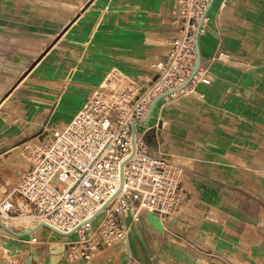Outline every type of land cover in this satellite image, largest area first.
<instances>
[{"label":"crops","instance_id":"1","mask_svg":"<svg viewBox=\"0 0 264 264\" xmlns=\"http://www.w3.org/2000/svg\"><path fill=\"white\" fill-rule=\"evenodd\" d=\"M179 10L175 0H0V200L18 206L9 228L35 224L15 192L30 150L67 126L109 73L151 76L178 36ZM199 50L211 84L162 99L136 125L139 135L159 131L151 149L181 168L179 213L160 230L148 215L128 217V241L89 264H264V0H214ZM99 222L70 236L0 226V264H44L50 244L68 247L58 264H87L74 247Z\"/></svg>","mask_w":264,"mask_h":264},{"label":"built area","instance_id":"2","mask_svg":"<svg viewBox=\"0 0 264 264\" xmlns=\"http://www.w3.org/2000/svg\"><path fill=\"white\" fill-rule=\"evenodd\" d=\"M175 1L180 6L179 33L167 58L152 65V75L139 78L119 71L109 73L67 126L52 128L49 140L28 153L30 166L17 194L31 209L30 221L70 232L107 205L96 218L104 216L92 239L83 237L78 248L74 247V256L87 264L100 251L128 241V217L138 222L152 214L163 225L182 207L181 168L155 154L145 135H137L132 156L131 128L132 122L146 118L154 99L183 87L193 70L196 31L212 0ZM198 83L211 84L202 67L178 93ZM17 208L12 197L0 200V222L14 219Z\"/></svg>","mask_w":264,"mask_h":264},{"label":"water","instance_id":"3","mask_svg":"<svg viewBox=\"0 0 264 264\" xmlns=\"http://www.w3.org/2000/svg\"><path fill=\"white\" fill-rule=\"evenodd\" d=\"M214 0H212L208 7L207 10L205 11L199 25H198V29L196 31V61L193 67V70L191 72V75L189 76V78L187 79L186 83L183 85V87H181L180 89H177L175 91L172 92H168L164 95H161L159 97H157L156 99H154V101L152 102L148 114L146 116V118L144 120L141 121H134L131 123V128H132V148H133V153L132 156L135 155L136 152V137L138 135L137 133V129H136V125L141 124V123H147L148 120L150 119V117L152 116L155 107L157 106V104L164 98L168 97V96H172L182 90H184L185 88H187V86H189V84L191 83V81L193 80V78L196 76L197 72L199 71V69L201 68V57H200V50H199V37H200V32H201V27H202V23L204 21V19L207 17L208 11L210 9V7L212 6ZM160 137V133L157 130H152L150 133L145 135V138L149 143L152 142L153 139L159 138ZM150 145V144H149ZM123 183H124V164L121 167V187H123ZM107 205H105L100 211H98L91 219L85 221L84 223L80 224L79 226H77L75 229H73L70 232H64L61 231L57 228H55L54 226L50 225L47 222H41V223H35L34 226L25 231V232H16L14 230H12L11 228H9L8 226L4 225L5 223L0 222V226H2L3 228H5L8 232H10L11 234H13L16 237H26V236H32L36 233V231L38 229H40L41 227H47L49 229H51L52 231L58 233L59 235H63V236H70L73 235L75 233H77L82 227L92 223L105 209ZM148 218L150 220V222L157 227L159 230L162 229V223L160 222L159 218L152 215V214H148ZM68 247L64 244H50L49 247V255L46 257L44 264H58L59 262H61L65 257H67L66 251H67ZM25 264H34L33 263V259L32 257H29L26 261Z\"/></svg>","mask_w":264,"mask_h":264},{"label":"rangeland","instance_id":"4","mask_svg":"<svg viewBox=\"0 0 264 264\" xmlns=\"http://www.w3.org/2000/svg\"><path fill=\"white\" fill-rule=\"evenodd\" d=\"M6 108V109H5ZM6 110V111H5ZM13 112L14 110L11 108V105L10 104H6V106L4 107V113H7V114H10V112ZM11 122V121H10ZM12 127H14V125L12 126ZM43 127H45V124H43ZM37 134V135H36ZM36 134L35 135H33V136H31V137H27L26 138V142H28V141H31L32 139H34V138H36L37 136H39L40 134H41V132H36ZM43 139H47V135L46 134H42L41 136H40V140H43ZM24 141V142H25ZM24 142H22V143H20V144H24ZM19 188V187H18ZM17 188V189H18ZM17 189H16V193H17ZM100 219V222L98 223L99 225H100V223H101V221H103L104 220V216H102V217H100L99 218ZM15 220H13V222H14ZM98 224H96V226H98ZM12 225H16V224H12ZM18 225V224H17ZM11 226V224L9 223V225H8V227H10ZM28 247H30V248H32L33 247V245L32 244H28L27 245Z\"/></svg>","mask_w":264,"mask_h":264},{"label":"bare ground","instance_id":"5","mask_svg":"<svg viewBox=\"0 0 264 264\" xmlns=\"http://www.w3.org/2000/svg\"><path fill=\"white\" fill-rule=\"evenodd\" d=\"M4 225L8 226L9 225V222L5 223Z\"/></svg>","mask_w":264,"mask_h":264}]
</instances>
